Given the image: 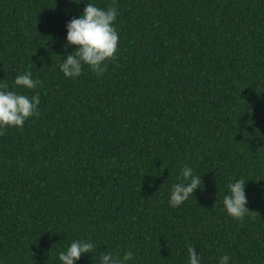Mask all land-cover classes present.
I'll use <instances>...</instances> for the list:
<instances>
[{
  "label": "trees",
  "instance_id": "obj_1",
  "mask_svg": "<svg viewBox=\"0 0 264 264\" xmlns=\"http://www.w3.org/2000/svg\"><path fill=\"white\" fill-rule=\"evenodd\" d=\"M116 6L102 75L59 70L65 23L87 0H0V84L39 115L0 130V264H59L76 239L128 264H264V0H90ZM30 71L41 81L17 89ZM201 185L168 204L183 166ZM249 212L227 215L230 180Z\"/></svg>",
  "mask_w": 264,
  "mask_h": 264
},
{
  "label": "clouds",
  "instance_id": "obj_2",
  "mask_svg": "<svg viewBox=\"0 0 264 264\" xmlns=\"http://www.w3.org/2000/svg\"><path fill=\"white\" fill-rule=\"evenodd\" d=\"M79 3V0H75ZM119 11L116 6L107 8L98 7L94 2L87 0L83 10L65 23V46H74L59 64L60 72L67 78L80 76L86 65L97 75L107 70L106 61L114 60L119 34L116 28V18ZM39 79H33L30 71L14 77L17 89H35L40 85ZM40 103L37 94L25 95L22 91L12 90L9 85L0 84V130L6 127H23L29 117L39 115ZM246 181L240 178L230 180L227 191L223 195L221 204L227 215L234 219H242L248 212L247 196L245 193ZM201 185L200 175L193 169L183 166L178 174L177 182L171 185L168 194V204L178 207L186 201L195 189ZM97 245L91 239H76L66 248L57 253L59 264H75L82 254H90ZM188 264H201V255L194 250V246H187ZM135 253L125 251L122 256L112 252H105L97 258V264H128L133 261ZM231 258L224 254L217 258V264H229Z\"/></svg>",
  "mask_w": 264,
  "mask_h": 264
}]
</instances>
